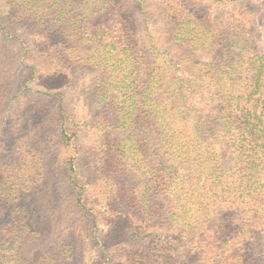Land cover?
Returning a JSON list of instances; mask_svg holds the SVG:
<instances>
[{
    "label": "rangeland",
    "instance_id": "obj_1",
    "mask_svg": "<svg viewBox=\"0 0 264 264\" xmlns=\"http://www.w3.org/2000/svg\"><path fill=\"white\" fill-rule=\"evenodd\" d=\"M258 53L264 0H0V264H264L261 225L226 202L210 220L204 159L175 151L202 100L152 112Z\"/></svg>",
    "mask_w": 264,
    "mask_h": 264
},
{
    "label": "trees",
    "instance_id": "obj_2",
    "mask_svg": "<svg viewBox=\"0 0 264 264\" xmlns=\"http://www.w3.org/2000/svg\"><path fill=\"white\" fill-rule=\"evenodd\" d=\"M88 12L89 15L94 16L92 7ZM104 29L105 27L100 23L99 30L104 31ZM122 53L128 56L138 52L123 49ZM128 67L131 68V65ZM223 73L228 76L234 74L235 77L230 81H209L202 84L190 80L181 84L179 93H176L182 98L180 99L182 104L176 105V109L172 110L173 114L170 110L163 109L160 103L155 104L152 112L155 111L153 113L155 117L160 118L158 120L161 123L171 118L180 123L190 122L192 114L188 113V100L197 97V100L201 99L204 103L205 98L201 97L203 92L208 94V101L209 96L212 98L207 104L201 102L199 109L196 106H193L196 109L192 107L196 112L194 131L201 140L200 144L194 142L187 145L179 144L175 151L180 152L181 155L189 154V164L193 170L195 166H199L197 161L200 158L204 159L207 166H203L208 171L205 180L209 182L211 202L214 204L212 214H209L210 220L221 214L220 204L226 202L227 207L235 208L234 212L237 211V207L243 209L244 214L247 215V218L244 217L247 223L254 221L261 225L264 231V53L253 54L246 58L241 66H226ZM118 81L126 83V78H120ZM146 91L148 92L146 99L155 101L152 97L154 94L152 84H147ZM123 93L128 94V92ZM152 112L146 113L149 115ZM195 126L198 128L195 129ZM204 127L209 129V137H215V142L209 144L206 142L204 136L207 135L208 130L205 132ZM213 130H217L216 135L210 134ZM205 153L208 154L207 158ZM209 161L213 163L212 167ZM229 170H232V173L234 171L232 177H229L231 173ZM191 185L194 189L196 185L200 187L198 181ZM199 218L200 215L195 216V219ZM235 220H239L238 214ZM247 235H250V230L243 228L236 236L239 240H235V245H243L244 237ZM234 257L229 256L231 264H238L239 258ZM244 262L246 259L241 258L239 263Z\"/></svg>",
    "mask_w": 264,
    "mask_h": 264
}]
</instances>
